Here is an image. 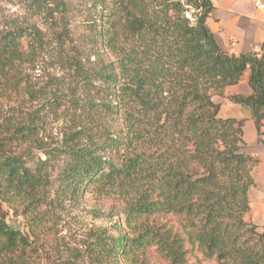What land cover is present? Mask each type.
Masks as SVG:
<instances>
[{
  "label": "trees",
  "instance_id": "trees-1",
  "mask_svg": "<svg viewBox=\"0 0 264 264\" xmlns=\"http://www.w3.org/2000/svg\"><path fill=\"white\" fill-rule=\"evenodd\" d=\"M214 8L212 0H115L90 22L97 52L113 55L96 73L109 95L91 108L117 124L60 149L67 155L61 183L74 198L94 188L127 197V224L136 234L99 233L89 250L93 264H264V225L259 231L245 218L257 160L244 151V120L221 117L214 100L249 70L251 92L226 97L251 109L264 136V44L260 54L224 50L208 22ZM43 46L33 24L0 32V86L16 101L0 123L10 145L38 142V108L29 111L13 89L30 87L27 70ZM41 164L38 174L6 155L2 201L22 200L24 211L39 200L48 178ZM1 207L0 264H41L34 240Z\"/></svg>",
  "mask_w": 264,
  "mask_h": 264
},
{
  "label": "rangeland",
  "instance_id": "rangeland-1",
  "mask_svg": "<svg viewBox=\"0 0 264 264\" xmlns=\"http://www.w3.org/2000/svg\"><path fill=\"white\" fill-rule=\"evenodd\" d=\"M57 1L60 6L52 5L48 10L24 0H0V32L15 23L33 24L41 30L44 39L43 48L27 70L30 75L28 87L35 92L32 98L25 85L16 91L13 89V94L25 96V107L29 111L38 108V142L10 145L5 142L7 133L0 130V161L6 155L20 156L25 165L38 174L44 161L48 177L37 189L39 200L24 211L22 200L8 204L0 198L1 211L10 224L34 240L41 264H93L89 250L99 233L136 235L127 224L129 201L120 194H107L97 188L80 197H71L61 183V169L67 155L60 149L70 143L85 144L95 135L114 129L117 124L91 108L92 103L103 101L109 95L96 73L105 61L113 59V55L106 51L103 57L97 52L89 30L90 22L98 20L100 13L107 12L115 0ZM254 6L256 8L255 1ZM209 25H212L211 20ZM248 74L249 70L237 88H226L224 96H214V100L221 104V117L244 120V151L257 160L252 170L254 184L249 190L250 210L245 218L262 231L264 136H258L251 111L246 115L238 109V106H246L226 97L251 92ZM3 91L0 86V123L3 115L16 104V101H9L8 91ZM108 157L118 159L114 154ZM30 201L26 200L25 204ZM149 254L155 258L153 249Z\"/></svg>",
  "mask_w": 264,
  "mask_h": 264
},
{
  "label": "crops",
  "instance_id": "crops-1",
  "mask_svg": "<svg viewBox=\"0 0 264 264\" xmlns=\"http://www.w3.org/2000/svg\"><path fill=\"white\" fill-rule=\"evenodd\" d=\"M212 1L215 8L208 22L211 20V28L220 46L234 54L261 52L264 44V11L255 8V0ZM237 87L238 84L227 89ZM238 109L246 115L251 111L247 106H238Z\"/></svg>",
  "mask_w": 264,
  "mask_h": 264
},
{
  "label": "built area",
  "instance_id": "built-area-1",
  "mask_svg": "<svg viewBox=\"0 0 264 264\" xmlns=\"http://www.w3.org/2000/svg\"><path fill=\"white\" fill-rule=\"evenodd\" d=\"M255 4L258 10L264 11V2L261 0H255Z\"/></svg>",
  "mask_w": 264,
  "mask_h": 264
}]
</instances>
